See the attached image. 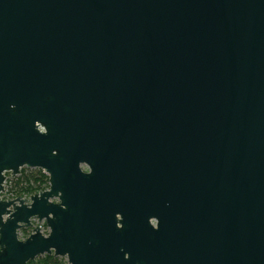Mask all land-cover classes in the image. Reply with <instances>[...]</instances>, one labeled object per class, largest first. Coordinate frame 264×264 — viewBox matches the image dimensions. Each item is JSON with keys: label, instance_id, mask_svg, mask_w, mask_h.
Wrapping results in <instances>:
<instances>
[{"label": "water", "instance_id": "1", "mask_svg": "<svg viewBox=\"0 0 264 264\" xmlns=\"http://www.w3.org/2000/svg\"><path fill=\"white\" fill-rule=\"evenodd\" d=\"M22 166L48 187L1 196ZM80 178L165 198L166 246L120 251L113 215H73ZM32 219L48 231L20 238ZM43 254L264 264V0H0V264Z\"/></svg>", "mask_w": 264, "mask_h": 264}, {"label": "flooded vegetation", "instance_id": "2", "mask_svg": "<svg viewBox=\"0 0 264 264\" xmlns=\"http://www.w3.org/2000/svg\"><path fill=\"white\" fill-rule=\"evenodd\" d=\"M79 169L81 173L85 174L91 171V167L86 164H80ZM5 173L4 182H7L12 178L10 177L12 174L10 173V176H6ZM74 181L79 182V184L77 190L73 189V194H79L80 196L71 198L72 214H79V216L84 217L93 216L96 219L99 217L103 226H107L109 216L113 215L114 226L118 231V237L120 236L123 240V244L117 246L120 251L145 250L147 247L140 243L144 242L146 239L152 241V247L150 249L157 250L159 246H166L168 241L167 237L162 239L158 234V216L160 211L163 209L164 216L166 217V215H168V205L166 204L165 198L163 203L161 199L155 195L148 197L140 196L136 184H134L135 182L127 179H123L120 182L121 190L118 198L109 199L106 195L105 188H103L101 192V197L92 198L88 196L90 193V182L88 180L80 178V180L74 179ZM106 183L107 182H102V185L106 187ZM22 197L28 198L29 196ZM52 201H56V199L54 198ZM44 225L46 226L45 221ZM162 243L164 245H161Z\"/></svg>", "mask_w": 264, "mask_h": 264}, {"label": "trees", "instance_id": "3", "mask_svg": "<svg viewBox=\"0 0 264 264\" xmlns=\"http://www.w3.org/2000/svg\"><path fill=\"white\" fill-rule=\"evenodd\" d=\"M7 193L17 196L23 194H32L44 190L48 187V175L40 168L22 167L20 173L7 181ZM27 234L25 228L20 229ZM30 264H65L62 257L52 254H43L35 257Z\"/></svg>", "mask_w": 264, "mask_h": 264}, {"label": "rangeland", "instance_id": "4", "mask_svg": "<svg viewBox=\"0 0 264 264\" xmlns=\"http://www.w3.org/2000/svg\"><path fill=\"white\" fill-rule=\"evenodd\" d=\"M27 168H29V167H27ZM5 174H6V176L7 175L10 176V173H5ZM31 222H32V225L25 228V229H28L27 232H26L27 234H24L20 229L18 230L19 231L20 238H22L24 236H27L32 231V228L34 226H36V225H38L43 232H47L48 231V228L44 225V220L38 222L36 219H32ZM62 258L65 260V264H67L66 259L64 257H62Z\"/></svg>", "mask_w": 264, "mask_h": 264}, {"label": "built area", "instance_id": "5", "mask_svg": "<svg viewBox=\"0 0 264 264\" xmlns=\"http://www.w3.org/2000/svg\"><path fill=\"white\" fill-rule=\"evenodd\" d=\"M20 173V171H19ZM19 173L15 174V175H11L10 177H15L16 175H18ZM4 195H9L7 193V182L5 181L4 185H3V191H1V196H4ZM29 196V195H28Z\"/></svg>", "mask_w": 264, "mask_h": 264}]
</instances>
